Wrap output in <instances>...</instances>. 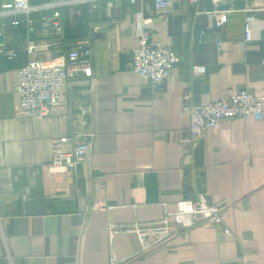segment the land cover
Masks as SVG:
<instances>
[{"label": "crops", "instance_id": "0c3cea01", "mask_svg": "<svg viewBox=\"0 0 264 264\" xmlns=\"http://www.w3.org/2000/svg\"><path fill=\"white\" fill-rule=\"evenodd\" d=\"M218 9L229 15L220 25ZM53 11L19 13L18 25L5 19L18 53H0V264H264V117L226 119L196 146L181 142L187 103L239 89L264 95V0H175L167 15L154 0H87L62 5L60 27L45 29L41 17ZM149 21L153 38L180 56L158 87L131 69L138 27ZM73 49L91 50L93 74L71 77L49 117H25L18 68L61 63ZM194 63L206 72L195 75ZM68 133L89 138L88 156L69 174L50 175L42 166L53 158L52 138ZM201 193L224 207L234 234L205 222L174 225L168 242L142 250L138 234L120 228L156 222L165 207Z\"/></svg>", "mask_w": 264, "mask_h": 264}, {"label": "built area", "instance_id": "2783aa9c", "mask_svg": "<svg viewBox=\"0 0 264 264\" xmlns=\"http://www.w3.org/2000/svg\"><path fill=\"white\" fill-rule=\"evenodd\" d=\"M87 0H50L43 4L30 3L29 0H7L0 6V53L9 58L17 56L18 50L9 47L6 38L7 16L14 15L11 23L18 25L21 21L15 15L19 13L30 14L48 7H54L51 15L42 16L44 28L51 23L60 27V7L65 3L75 4ZM136 1V0H132ZM197 1V0H193ZM233 0H214L215 4ZM175 0H154L157 11L167 15L174 6ZM217 25L227 22L229 15L226 9H218ZM253 17L248 16L245 25V40L252 38ZM32 18L27 19L28 31L34 29ZM151 21L142 22L138 27L140 43L134 48V59L131 69L134 73L146 78L150 85L155 87L169 78L174 66L180 60L179 54L171 46H165L153 38ZM36 47L35 41L28 40L23 49L31 52ZM195 75H203L207 66L200 63L192 65ZM18 79L16 89L19 93V106L23 108L25 117L45 118L51 115L52 107L62 101L63 90L71 77L78 72L88 76L93 74L92 53L86 49L82 55L78 50L68 52L65 60L61 63H53L49 66L39 59H32L17 70ZM189 122L186 126L187 134L181 138L185 146H196L200 138L211 127H220L226 119L254 116L264 117V95L254 94L247 89H239L227 98H215L201 103H187ZM52 160L42 166L50 175L55 173H70L78 164L84 162L89 152L90 143L87 136L68 133V135L54 136L52 138ZM176 207L170 210L165 207L163 217L156 221L134 222L122 224L120 228L127 231H135L141 239V249H156L168 242L173 235V226L179 225L184 228L205 222L212 225L222 226L224 234L232 235L234 231L223 219L224 207L209 202L204 193L197 198L180 199L176 201ZM166 206V205H165ZM116 227V225H113ZM121 261L112 257V264Z\"/></svg>", "mask_w": 264, "mask_h": 264}]
</instances>
